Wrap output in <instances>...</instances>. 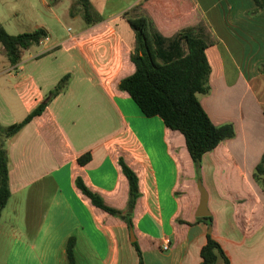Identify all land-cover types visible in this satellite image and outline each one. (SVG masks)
I'll return each instance as SVG.
<instances>
[{"label":"crops","instance_id":"1","mask_svg":"<svg viewBox=\"0 0 264 264\" xmlns=\"http://www.w3.org/2000/svg\"><path fill=\"white\" fill-rule=\"evenodd\" d=\"M40 1L55 14L52 3ZM90 1L102 22L88 26L72 17L67 0L65 14L82 23L25 51L17 65L0 46V141L12 194L0 219V264H69L71 236L76 264H140L135 241L143 264H200L209 234L231 264H264V189L254 179L264 153V12L250 14L253 0H173L179 15L169 20L140 8L146 0H127L118 11L114 0ZM5 5L0 0V11ZM134 11L165 37L191 29L208 43L211 92L201 103L216 125L236 129L235 138L203 160L211 225L196 216L199 179L184 136L160 117L145 116L119 89L136 70L134 33L124 17ZM67 75V88L5 140L3 130L24 121ZM121 160L139 180L135 241L123 219L95 207L76 186L81 178L126 213L129 182Z\"/></svg>","mask_w":264,"mask_h":264},{"label":"trees","instance_id":"2","mask_svg":"<svg viewBox=\"0 0 264 264\" xmlns=\"http://www.w3.org/2000/svg\"><path fill=\"white\" fill-rule=\"evenodd\" d=\"M253 1L255 8L250 14L256 16L264 12V0ZM173 5V0H146L140 8L145 10L149 7L156 14L173 20L179 15ZM70 15L80 16L88 26L104 20L103 16L95 11L90 0H75V4L70 8ZM126 19L135 38L131 61L136 70L131 76L119 82V89L131 96L145 116L160 117L167 128L184 136L200 180L205 155L215 150L222 142L236 136V129L232 123L216 125L201 103L200 97L211 92L212 70L206 55L208 43L191 29L180 31L172 37H165L156 28L154 21L147 16ZM47 38L49 33L44 28L13 35L0 25V46L4 48L7 61L13 66L21 61L25 51L39 46ZM261 71L264 73V66L261 67ZM70 78V75L65 76L46 100L24 121L5 128L2 137L8 140L35 117L41 115L49 102L67 88ZM90 160L91 156L88 154L79 158V163L85 165ZM120 164L129 182L126 213L109 206L103 197L92 192L81 178H77L76 186L95 207L123 219L132 230L133 211L140 197L139 180L136 173L123 160ZM9 173L8 150L5 142L0 141V219L12 195ZM254 179L264 189V153L255 168ZM198 220L212 224V216ZM133 245L138 253L139 263L143 264L138 243L135 241ZM75 247L76 237L71 236L67 242L69 264H76ZM219 256L224 259V264H231L220 243L209 234L207 243L201 251L200 264H215Z\"/></svg>","mask_w":264,"mask_h":264},{"label":"rangeland","instance_id":"3","mask_svg":"<svg viewBox=\"0 0 264 264\" xmlns=\"http://www.w3.org/2000/svg\"><path fill=\"white\" fill-rule=\"evenodd\" d=\"M47 1L52 3L56 15L44 7L40 0H3L6 5L0 11V25L4 26L8 33L13 35L34 32L38 28H44L49 32V36L55 40L56 38L65 37L70 30L76 29L82 23L80 18L74 20L65 14L64 8L67 0L57 6H55L53 0ZM71 1L74 5L75 0ZM124 2H127V0H114L113 10L118 11ZM12 5L15 7L14 10L9 9ZM137 16H139L137 11L124 15L126 18ZM199 181L201 180L197 181V185Z\"/></svg>","mask_w":264,"mask_h":264},{"label":"water","instance_id":"4","mask_svg":"<svg viewBox=\"0 0 264 264\" xmlns=\"http://www.w3.org/2000/svg\"><path fill=\"white\" fill-rule=\"evenodd\" d=\"M198 189L200 192V204H199L196 216L202 217V218L209 217V216H211V212L208 208L209 193L206 190V188L204 187L202 181L198 182ZM211 230H212V226H210V231ZM131 237H132L133 241L136 240L133 230H131Z\"/></svg>","mask_w":264,"mask_h":264},{"label":"built area","instance_id":"5","mask_svg":"<svg viewBox=\"0 0 264 264\" xmlns=\"http://www.w3.org/2000/svg\"><path fill=\"white\" fill-rule=\"evenodd\" d=\"M46 40H48V38L45 39L44 41H46ZM44 41H43V42H44ZM43 42H42V43H43ZM170 242H171V241H170L169 239L166 240L165 247H164L165 250H168V249L170 248Z\"/></svg>","mask_w":264,"mask_h":264}]
</instances>
